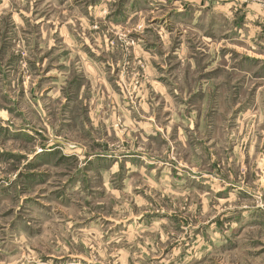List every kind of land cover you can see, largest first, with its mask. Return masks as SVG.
Here are the masks:
<instances>
[{
    "label": "rangeland",
    "instance_id": "rangeland-1",
    "mask_svg": "<svg viewBox=\"0 0 264 264\" xmlns=\"http://www.w3.org/2000/svg\"><path fill=\"white\" fill-rule=\"evenodd\" d=\"M0 264H264V0H0Z\"/></svg>",
    "mask_w": 264,
    "mask_h": 264
}]
</instances>
